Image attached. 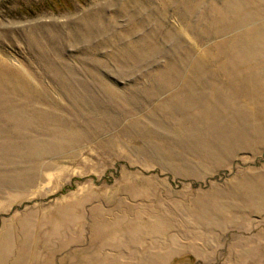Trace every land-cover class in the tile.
Instances as JSON below:
<instances>
[{
  "label": "rangeland",
  "instance_id": "obj_1",
  "mask_svg": "<svg viewBox=\"0 0 264 264\" xmlns=\"http://www.w3.org/2000/svg\"><path fill=\"white\" fill-rule=\"evenodd\" d=\"M0 264H264V0H0Z\"/></svg>",
  "mask_w": 264,
  "mask_h": 264
}]
</instances>
